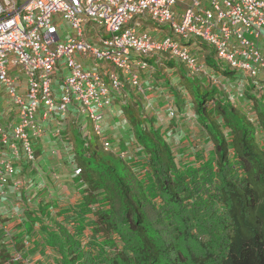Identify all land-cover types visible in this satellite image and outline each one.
<instances>
[{
	"label": "trees",
	"instance_id": "trees-1",
	"mask_svg": "<svg viewBox=\"0 0 264 264\" xmlns=\"http://www.w3.org/2000/svg\"><path fill=\"white\" fill-rule=\"evenodd\" d=\"M205 63L224 79L235 78L212 53ZM178 74L211 143L208 157L198 151L197 163L178 161L141 104L129 98L121 111L140 154L128 162L113 156L116 166L101 157L97 141L85 154L76 150L84 186L71 211L72 230L68 222L38 223L44 240L37 246L54 254L51 264H264V92L252 95L251 84L244 92L253 123L202 78ZM8 261L0 255V264Z\"/></svg>",
	"mask_w": 264,
	"mask_h": 264
},
{
	"label": "built area",
	"instance_id": "built-area-1",
	"mask_svg": "<svg viewBox=\"0 0 264 264\" xmlns=\"http://www.w3.org/2000/svg\"><path fill=\"white\" fill-rule=\"evenodd\" d=\"M142 23L158 31L151 34ZM64 25L76 38L60 36ZM164 26L171 36L163 38ZM83 30L98 34L97 41ZM263 34L264 0H0V100L7 106V116L0 115V196L21 185L15 142L34 164V143L53 119L71 116V107L77 119L93 122L107 151L106 112L126 88L152 90L142 87L143 75L154 71L150 60L200 73L204 45L219 65L255 79L264 71Z\"/></svg>",
	"mask_w": 264,
	"mask_h": 264
},
{
	"label": "rangeland",
	"instance_id": "rangeland-1",
	"mask_svg": "<svg viewBox=\"0 0 264 264\" xmlns=\"http://www.w3.org/2000/svg\"><path fill=\"white\" fill-rule=\"evenodd\" d=\"M153 23V22H152ZM154 24V23H153ZM153 24L145 25L142 23V28L148 30L151 34H153L155 31H158ZM65 29L63 32H60V36L63 37V39L67 38H76L75 32L70 30L66 25H64ZM157 27V26H156ZM162 30H159V32L162 34L163 38L166 36H171L172 33L170 31V28L168 26H164L161 28ZM62 34V35H61ZM102 36H105V32L101 31L100 33ZM97 35L95 33H89L87 34L85 30H83V37L89 39V42L95 43L97 41ZM108 37V36H105ZM204 50L207 51L209 48L207 46L203 47ZM211 51V50H210ZM156 68H163V65H156ZM226 66H224V69ZM181 71L183 75H188L187 69L179 64L176 63V65L172 68L171 72H167V74L164 75V77L168 80V84H166L164 81H162V78L160 75L157 76V73L153 76L154 80H148L149 84L154 83L155 90L152 91V95L149 96L148 101L143 102V114L150 118L154 126L161 127L162 131L160 130V133L162 134L163 138H165L167 144L171 147L174 155L176 156V159L178 161L188 162V163H197L195 160V154L196 152H203L204 156L206 157L208 153H210V150L212 148L211 143L206 142V134L201 129L197 122L196 115L192 108V103L190 98L187 96V99H182V102L178 104L176 109L178 110V115L176 119H169L166 112L161 110L164 108V106L167 104L169 100L173 98V94L178 97L179 91H177L176 88L177 83H179L180 74L178 72ZM205 75V77H202V84L208 86V88L214 89L218 93V97H222V101L227 100L229 104L234 105L248 120H250L253 123H256L255 120V113L254 109L252 108V105L250 103V99L246 97L245 90L248 88V83L246 79L243 77L239 78V74L235 75V78L231 79L229 82L228 80L224 79L221 75L219 76L218 73L213 74L211 71L203 70L201 72ZM264 78V73L260 75V79ZM234 79H238L236 82H232ZM151 82V83H150ZM59 81H57L55 84L58 86ZM224 84L226 89H222L221 85ZM193 90L194 95H197L196 99L199 98L200 92L196 88L195 84H193ZM220 86V87H219ZM252 86V85H251ZM254 87V90L252 92V95H260L258 92L263 91L264 88H260L262 86V82H259ZM128 90V88H126ZM264 92V91H263ZM178 93V94H177ZM136 103H140L139 98H135ZM117 106V107H115ZM4 108V101L0 100V110ZM162 108V109H161ZM71 113L76 114V109L71 107ZM115 110V111H114ZM111 111L114 112L112 115L110 113L107 114L108 119L104 122V133L106 137L108 138L109 142L111 143V148L114 152H117L119 149H125L129 150L128 152V159L132 156H134L136 153V148L134 147V136L132 133V130L129 128L128 121H125V118L123 117L122 111L119 109V105L114 104L111 108ZM3 116H7V112H3ZM114 116L115 119H114ZM108 120V121H107ZM80 124L83 126V131L87 133V135L82 136L80 134V131L78 129L75 130V135L73 136L72 143L69 142V144H65L64 147H60L59 144L55 143L53 137L51 134H46L42 140L41 145L37 146L36 144V150L38 148V152L36 153L38 157V165L37 170L39 177H42L43 181L40 179V182L42 184H46V187L44 186L41 191H37V185L38 183L32 184L31 187L24 189L23 197L24 200L21 201L22 203H19L18 207L16 204L18 203L16 196L17 194L12 195L11 199V206L7 209H0V226H3V223L10 222L6 218V216H12L14 223L12 226L10 225V232L13 236H18L17 227H20V223L17 220H26L25 218L28 215H34L39 214L37 210V206L40 204V206H47V209H49L48 214L46 215V212L42 213L41 221L44 224H48L51 222H68V224L65 223L68 230H72V218L71 211L68 209H62V207L67 206L71 198L78 197V188L73 187L71 184L66 183L65 181L61 180L60 182L58 180L53 179V175L56 173L58 176L61 172L60 165L65 167L67 170L74 171L76 169V166H78L76 156L74 155L76 150H82L83 153L86 152L84 148V142H89L94 145L96 143V137L92 131L93 129V122L88 121L85 117L80 118ZM138 129H141L140 126H137ZM63 128V127H62ZM65 131V130H64ZM64 131L62 132V135H64ZM79 131V133H78ZM82 131V132H83ZM63 139V138H62ZM65 140V138H64ZM53 141V145H50V142ZM66 142V141H65ZM16 146L19 150V159L15 161V167H17L20 164H24V159L26 157L25 153L21 149V144L19 142H15ZM72 144V145H71ZM52 146V147H51ZM40 147V148H39ZM92 150H95V146H91ZM109 150L106 153L102 152L101 157L109 162H113L117 166L118 163H116L115 158L113 155L115 153ZM109 153V154H108ZM140 154V153H139ZM138 154V155H139ZM116 156V155H115ZM203 156V157H204ZM208 157V156H207ZM141 158L142 157H138ZM205 159V158H204ZM140 159H137V162L140 163ZM196 166V165H195ZM46 174V176H45ZM26 176H29V171L25 172ZM61 177V176H59ZM54 180V181H53ZM32 180L30 179V176L26 178V184H30ZM66 192V193H65ZM40 198V200H38ZM56 198V199H55ZM54 199V200H53ZM75 201H73V204ZM36 209V210H35ZM34 210V211H30ZM63 218V219H62ZM30 227V224H28L27 228ZM49 228H53L52 226H48ZM38 229V228H36ZM32 233L28 239L20 240L19 242H24L23 245H20L16 247L15 250H10L6 247V245H3L2 237L0 235V255L7 256L8 260H11L12 257L18 255L19 253L23 256L24 261L23 264H51L54 260V254H41L38 251H35L34 247H31L30 244H32V239L36 236L37 231ZM89 230L87 229L85 234H88ZM86 237V236H85ZM87 238V237H86ZM39 239V238H38ZM42 239V238H41ZM84 240H86L84 238ZM26 246H29L31 249H25ZM42 250H46L47 252L49 250L43 248ZM23 251H26L25 254H22ZM9 252V253H7ZM39 254V255H38ZM20 261V260H19ZM16 262V261H15ZM11 263V262H10ZM18 264V263H17Z\"/></svg>",
	"mask_w": 264,
	"mask_h": 264
},
{
	"label": "clouds",
	"instance_id": "clouds-1",
	"mask_svg": "<svg viewBox=\"0 0 264 264\" xmlns=\"http://www.w3.org/2000/svg\"><path fill=\"white\" fill-rule=\"evenodd\" d=\"M263 36H264V34H263ZM203 47H204V45H202V52H201V54H200V58L201 57H203V70H208V71H211L213 74H216V73H218V72H215V71H213L212 69H210L207 65H206V63H205V58H206V56L208 55V54H210V53H212V55H213V60H214V52L209 48V50L207 49V51L206 50H204L203 49ZM259 47H260V45H259ZM211 50V51H210ZM260 50H261V48H260ZM261 52H262V50H261ZM262 54L264 55V53L262 52ZM153 61V60H152ZM165 61H170V62H172L173 63V67L176 65V63H179V62H176V61H173V60H165V59H162L161 60V65H163V68H161L162 70H160L159 68L157 69L156 68V65H157V62H156V60H154V64H150L151 66H152V68H153V73L151 74V78H149V76L147 75V74H145V75H143V77H144V80H143V85H142V87L143 88H149V87H151L152 88V90L151 91H147V92H145V94H140V93H138L136 90H133V89H129L128 88V90H125L124 92L127 94L126 95V97L123 99L121 96H116L115 98H114V102H113V104H112V106L114 105V104H117V105H119V107L121 108L122 106H125V104H127V102L129 101V98H131V96H132V94H130L131 92H133V96H134V98H139V99H141V102H144L145 100L146 101H148V99H149V96H151L152 95V91L153 90H155V88H154V83H152V84H149L148 83V80L150 79V80H152V82H153V80H154V78H153V76L158 72V70H160L159 72L161 73V75H160V77L162 78V80L164 81V80H166L167 81V83L166 84H168V80L167 79H163V76L165 75V74H167V72L169 73V72H171V70H172V68H167L165 65H164V63L163 62H165ZM214 62H215V60H214ZM217 63V62H216ZM179 64H181V63H179ZM218 64V63H217ZM158 65H160V64H158ZM181 65H183V64H181ZM186 69H187V71H188V76H195V77H197V78H202V77H205V75L204 74H202L201 72L200 73H195V74H192L190 71H189V69L185 66V65H183ZM221 67H223L224 68V66H222V65H220ZM227 68V67H226ZM228 69V68H227ZM229 70V69H228ZM231 71V70H230ZM231 72H233V71H231ZM172 73V72H171ZM235 74H239V73H237V72H234ZM264 73V71H262L260 74H259V76L257 77V78H255V79H252V78H248V77H246V76H244V75H242V74H239V78H241V77H243L244 79H246L247 80V82H250V83H248V85L249 84H251L252 86L254 85L255 87H257L258 88V86H256L259 82H261V81H259V79H260V75L261 74H263ZM218 75L220 76V73H218ZM178 78H179V76H178ZM226 80H228V79H226ZM230 80H228V82H229ZM165 82V81H164ZM231 82V81H230ZM229 82V83H230ZM233 82V81H232ZM263 82H264V78H263ZM151 83V82H150ZM234 83V82H233ZM262 84H264V83H262ZM178 85H179V83H178ZM220 87V86H219ZM221 88L222 89H226L225 88V85L224 84H222L221 85ZM260 88H264V86L262 85ZM177 91H178V89H177ZM264 91V90H263ZM263 91H259L258 93L259 94H262L263 93ZM178 94V93H177ZM183 95H185L186 97L188 96V95H186V93L184 92V94ZM132 96V97H133ZM259 96V95H258ZM178 97H179V95H178ZM177 97V98H178ZM176 97H175V95L173 94V98L171 99V100H169L168 102H167V104L164 106V108H165V112H166V114H167V116H168V118L169 119H171V120H173V119H176L177 118V115H178V112H177V110H176V107H177V102L176 103H174V99H175ZM123 99V100H122ZM183 99H185V98H183ZM187 99V98H186ZM124 101V103H122ZM170 101L171 102H173L174 103V105H171L170 104ZM181 103V102H180ZM112 106L108 109V111L112 108ZM173 110L174 112H175V116L174 117H170V115H169V110ZM7 112V106H6V104H4V108L2 109V110H0V115H1V113L3 114V112ZM108 111L106 112V116H107V114H108ZM73 115V116H72ZM71 116H69L67 119H62V120H56V119H53L51 122H49V124L47 125V128H46V130H45V133H44V135L42 136V138L39 140V141H37V142H35L34 143V145H33V147H34V151H35V162H34V164H30V163H28L27 161H26V157H25V159H24V164L25 165H22V164H20V165H18L17 167H15L16 168V175H15V177H16V179L18 180V181H20V183H21V185H20V187L18 188V189H15V188H13L12 186H9L8 188H7V191H6V194H5V196H0V198H2V199H4V200H7L8 199V195H9V193H10V190H12V192H13V194L15 195V194H19V195H23V190L24 189H27V188H29V187H31L32 186V184H33V182H34V179L33 178H31V176H30V174L32 173V172H38V170H37V165L39 164L38 163V157H37V155H36V153L39 151L38 150V148H37V150H36V144H37V146H39V144H40V141L42 142V140H43V138H44V136L46 135V134H51V136L53 137V139H54V141H55V143H59L60 142V140L62 139V136H61V134H62V131L60 130V127H61V125L62 124H64V122L65 121H69V119L70 118H72V117H75V114H72ZM3 116V115H2ZM106 116H105V119H106ZM75 119L76 120H78V122H79V131H80V134L82 135V136H85V135H87V133L86 132H84L83 131V126L80 124V118L79 119H77L76 117H75ZM105 121V120H104ZM56 123H58V124H56ZM155 128H157L156 126H154ZM158 130H159V132H160V129H159V127L157 128ZM55 130H59V134H56L55 133ZM130 130H132V129H130ZM83 131V132H82ZM92 131H93V129H92ZM103 133H104V123H103ZM104 135H105V133H104ZM96 137V141H97V143L99 144V145H101L102 146V144H101V142H100V140H99V138L97 137V136H95ZM105 137H106V135H105ZM107 138V137H106ZM165 139V138H164ZM57 140V141H56ZM63 140V139H62ZM107 140H108V138H107ZM59 141V142H58ZM166 141V140H165ZM108 142H109V140H108ZM110 143V142H109ZM89 144H91L90 143V141L87 143V142H84V148H85V150H86V147L89 145ZM110 145H111V143H110ZM40 148V147H39ZM102 148H103V146H102ZM112 149H114V148H111V146H110V149H108L107 151L106 150H104V148H103V151L105 152V153H107L109 150H112ZM113 151V150H112ZM76 152V151H75ZM114 152V151H113ZM128 152H129V150H123V149H119L117 152H114L115 153V155L117 156V157H120L123 161H126L127 160V158H128ZM85 153H87V151L85 152ZM84 153V154H85ZM109 154V153H108ZM75 155V154H74ZM115 155H113V156H115ZM130 158H132V157H130ZM129 158V159H130ZM129 159H128V161H129ZM128 161H126V162H128ZM21 169V170H20ZM80 170V174L79 175H76L75 174V171L76 170ZM29 171V176H30V179L32 180V182L30 183V184H26V178H28L29 176H26L25 175V172H28ZM72 173H73V176H75V177H77V181L79 180L80 182H81V187L79 188V189H81L83 186H84V184H83V182L81 181V179H80V177H81V174H82V172H81V169L78 167V166H76V169L74 170V171H72ZM79 189H78V198L79 199H81V194H80V192H79ZM24 196V195H23ZM22 196V198H21V201H23L24 200V197ZM11 200V199H10ZM18 207H20L18 204H16ZM76 205V204H75ZM74 205V206H75ZM40 207V204L37 206V210H38V208ZM36 210V209H35ZM30 211H34V210H30ZM38 212H39V210H38ZM32 216V217H31ZM28 215L27 217H26V219H27V221H28V224H30V227L28 228V229H26L27 228V226H28V224H26L25 225V229H26V232H24L23 234H18V236H12L11 235V232H10V230H9V228H10V224H9V222H7V223H3V226H0V235H1V237H2V240H3V242H2V244L3 245H6V247L7 248H9L10 250H15V249H17L16 247H18V246H20V245H23L24 244V242H22V243H20L19 241L21 240L22 241V239H28L29 238V236L32 234V233H34L35 231H34V229L35 228H38L39 229V224L38 223H43L42 221H41V218L42 217H40V216H42V214L39 212V214H34V215ZM8 217V216H7ZM34 220V222H33V225H31L32 223L29 221V220ZM20 225V227H17V231H18V229H20V228H22V227H24V225L23 224H19ZM40 230V229H39ZM6 233H8L9 234V237H7L5 234ZM16 234H17V232H15ZM40 232H37V234H39ZM36 234V236L34 237V238H37L38 237V235ZM20 237H22V238H20ZM42 240H44V238H43V236H42ZM47 250H49V249H47ZM50 251V250H49ZM24 252H26V251H23V253L22 254H25ZM7 253H9V252H7ZM50 253L52 254V252L50 251ZM16 254L18 255V259L16 260V258H17V256H15L14 258L12 257V259L11 260H9L8 262H11V263H9V264H23V261H24V258H23V256L21 255V254H19V253H17L16 252ZM20 260V261H19ZM16 261V262H15ZM8 262H6V263H8ZM5 263V264H6Z\"/></svg>",
	"mask_w": 264,
	"mask_h": 264
},
{
	"label": "crops",
	"instance_id": "crops-1",
	"mask_svg": "<svg viewBox=\"0 0 264 264\" xmlns=\"http://www.w3.org/2000/svg\"><path fill=\"white\" fill-rule=\"evenodd\" d=\"M260 48H261V50H262V52L264 53V36H263V38L261 39V41H260ZM158 69V68H157ZM160 70H158V73H159V75H161V73L159 72ZM163 79H166L164 76H163ZM163 81V80H162ZM259 81H261L262 83H264L263 82V79H259ZM263 86H264V84H262ZM177 87L176 88H174V89H178V91H179V97L178 98H175L173 101H174V103H176V102H182V99L183 98H187L185 95H183L184 94V90L183 89H181L180 88V85H178V83H177V85H176ZM130 94H132V96L134 95L133 94V92H131ZM131 96V99L132 100H135V98H134V96L132 97ZM174 103L173 102H171L170 101V104L171 105H174ZM140 104H141V106H142V109H143V102H141V99H140ZM115 107H117V106H115ZM119 109H120V111H121V108L119 107ZM162 109V108H161ZM177 110V109H176ZM115 111V110H114ZM163 111H165V108H163L162 110H161V112H163ZM177 112H178V110H177ZM108 113H109V117H111L110 116V113L112 114V115H114L113 113L114 112H112L111 111V109L108 111ZM1 116H2V113H1ZM73 116V115H72ZM115 117L116 116H114V119H115ZM124 117V116H123ZM106 119H108V116H106ZM106 119H105V121H106ZM104 121V122H105ZM108 121V120H107ZM125 121H126V119H125ZM105 124V123H104ZM129 124V123H128ZM79 122H78V120H76L75 119V117H72V118H70L69 119V121L67 120V121H65L64 122V124H62L61 125V127H60V130L63 132L64 130V135H62L61 134V136H62V138H63V140L61 139L60 140V144H59V146L62 148V147H64L65 146V144L67 143V144H69V142L70 143H72V140H73V136L75 135V130L76 129H78L79 130ZM63 127V128H62ZM129 128L130 129H132L131 128V126L129 125ZM159 129L162 131V128L161 127H159ZM78 133H79V131H78ZM64 138H65V140H64ZM57 141V140H56ZM66 141V142H65ZM59 142V141H58ZM41 141H40V144L39 145H41ZM50 145H53V141L52 142H50ZM72 145V144H71ZM52 147V146H51ZM22 165H25V164H22ZM60 167V170H61V172H60V174H59V176H61V177H59L56 173L53 175V179H55V180H58L59 182L61 181V180H63V181H65L66 183H68V184H71L73 187H75V188H80L81 186V182L78 180L77 181V177H75V176H73V173H71V170H67L65 167H63V166H59ZM21 170V169H20ZM30 176H31V178H33L34 179V183L36 182V183H38V185H37V191L39 192V191H41L42 190V188L45 186L46 187V184H42L41 182H40V179L43 181V179H42V177H39V174H38V172L36 173V172H32L31 174H30ZM45 176H46V174H45ZM54 181V180H53ZM41 189V190H40ZM66 193V192H65ZM12 195H13V192H12V190H10V193H9V195H8V199L7 200H4V199H2V198H0V209H7V208H10V206H11V200H10V198L12 197ZM22 196L23 195H18V197L16 196V199H17V201H18V203L17 204H19V203H22L21 202V198H22ZM12 199V198H11ZM56 199V198H55ZM13 200V199H12ZM38 200H40V198L38 199ZM54 200V199H53ZM73 201H75V203L73 204ZM80 202H81V199H79L78 197H76V198H71V200L69 201V203L67 204V206H64V207H62V209H68V210H70V211H73V209H74V205L76 204V205H78V204H80ZM73 217L74 216H76V214L74 213V214H71ZM6 218L8 219V221H10L9 222V224L12 226V224L14 223V221H13V218H12V216H6ZM26 219V218H25ZM63 219V218H62ZM17 221H19L18 223H21V224H23L24 225V227H22V228H20V229H18V231H17V233L20 235V234H23L24 232H26V229H25V225L26 224H28V221H27V219L26 220H24V218H23V220H17ZM34 230H36L37 232H40V230L39 229H34ZM38 235V237L37 238H33L31 241H32V244H30V246L31 247H34V249H35V251H38L39 253H41V254H45V257H46V254L48 253L49 255L51 254L50 253V251H44V250H42L43 248H41V247H39V246H37V243L40 241V240H42L41 238H42V236H43V234L40 232L39 234H37ZM20 238H22V237H20ZM39 238V239H38ZM22 240H24V239H22ZM25 249H31L29 246H26V248ZM24 253H26V252H24ZM39 255V254H38Z\"/></svg>",
	"mask_w": 264,
	"mask_h": 264
}]
</instances>
